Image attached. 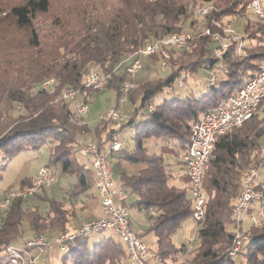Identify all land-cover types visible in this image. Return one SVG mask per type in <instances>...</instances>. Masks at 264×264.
<instances>
[{
	"label": "trees",
	"instance_id": "16d2710c",
	"mask_svg": "<svg viewBox=\"0 0 264 264\" xmlns=\"http://www.w3.org/2000/svg\"><path fill=\"white\" fill-rule=\"evenodd\" d=\"M248 1L64 0L57 5L53 24L44 36L34 29L33 22L50 10L51 0H24L8 7L4 19L16 31H26V35L9 53H0V179L2 169L17 153L50 143V163L44 166L52 167L56 173L58 164L63 173L76 176V183L67 193V205L73 209L77 199L90 196L88 191L95 184L92 168L77 161L79 141L91 140L105 152L112 133L120 135L127 127H134V148L126 151L120 142L121 149L109 156L144 165L130 176H121L120 201L126 205L128 195L136 197L133 206L148 213V228L156 237L157 258L169 259L178 251L172 236L182 222L193 217L192 200L188 197L189 179L179 158L190 145L192 127L204 111L238 90L264 62V53H256L246 43L242 55L235 54L233 43L216 56L215 44L201 30L210 27L212 21L236 28L231 17L236 18ZM205 4L213 6L208 16L192 15L193 6ZM190 17L193 20L189 21L188 30H183ZM195 19H200L201 24L197 26L199 22ZM182 31H191L194 36L190 49L168 51L174 50L187 63L171 68L163 78L133 80V87L125 96L132 106L125 110L130 115L127 120L116 123L96 119L95 126L90 128L84 116L76 115L71 101L60 99L64 89H80L83 101L88 104L94 92L103 90L84 88L87 73L93 69L110 75L103 88L115 92L112 107L121 111V87L129 79L125 71L114 73V67L146 44ZM153 56L157 58L155 62L160 61L161 69L169 67L170 58L161 53L149 57ZM162 60L166 61L163 68ZM199 69L216 75L213 84L207 75L205 91L196 94L188 90L183 95L178 93L155 100L162 93L173 95L172 87H176L175 81L180 75L183 76L181 89H184L188 76L195 75ZM48 79H53L54 84L42 88L41 84ZM137 88L139 93L131 99ZM150 139L163 141L159 153H148L146 144ZM164 154L177 159L183 171L181 179L176 180L170 173ZM253 163L264 170V100L260 112L251 119L215 138L208 168L202 177L205 202L203 218L195 220L197 243L192 257L184 264H237L238 256L245 258L244 264H264V224L250 225L244 232L242 249L235 257L229 255L235 234L233 203L243 176ZM32 179L21 181L18 187L29 184ZM256 188L263 189L264 199V181ZM31 197L48 202V212L41 213L38 206L27 202ZM64 205L63 201L49 198L46 190L13 200L7 209L0 211V246L28 239L23 236L24 223L30 236L46 234L50 238L64 232L69 224L68 208ZM85 207L86 203H82L81 208ZM150 210L155 215L149 214ZM90 236L78 237L67 244L61 257L63 264H114L121 251L129 264V256L120 241L106 235L89 246ZM137 236L141 238L140 234ZM0 264H8L1 250Z\"/></svg>",
	"mask_w": 264,
	"mask_h": 264
},
{
	"label": "built area",
	"instance_id": "2783aa9c",
	"mask_svg": "<svg viewBox=\"0 0 264 264\" xmlns=\"http://www.w3.org/2000/svg\"><path fill=\"white\" fill-rule=\"evenodd\" d=\"M247 9L260 20L264 21V0H249ZM213 9L211 4L195 5L192 8V15L195 17H206ZM201 34L211 38L215 47L213 52L220 56L223 51L233 43L236 44L235 54H243L244 38L232 25L223 24L219 21H212L211 26L201 30ZM191 31H182L168 35L146 44L143 48L121 60L113 69V72L125 71L128 81L124 82L121 91V101L133 87V80L142 68L140 63L141 55L150 56L161 53L167 57L169 49L189 50L190 42L193 39ZM165 60L161 61V67L166 65ZM208 80L213 84L216 75L213 71L208 72ZM109 74L90 69L84 82V88L100 90L108 82ZM183 76H178L175 86L181 89ZM54 84L53 79H48L41 84L42 88H49ZM174 89V87H172ZM172 88L170 90H172ZM60 99L71 101L77 116H84L88 112V105L83 101L80 89H64ZM264 100V62L260 65L259 71L247 79L244 84L234 93L222 98L218 104L204 111L198 121L192 127L191 142L188 148L180 154V161L184 167L190 184L192 197L193 217L196 221L203 218V206L205 192L202 184V177L208 168V161L211 151L214 148V141L217 135L224 134L229 129L241 126L260 112L261 102ZM151 105L148 109H151ZM127 111L116 110L111 107L98 116V120L120 123L129 118ZM110 145L105 152L99 150L95 142L81 139L78 143V153L87 159L95 176V186L98 192L102 215L98 218L84 221L79 227L66 229L64 232L56 233L48 238L46 235H34L18 245H1L7 258L8 264H49L46 261L51 246L58 248L60 252L67 250V244L81 236H90L103 231H109L119 235L120 242L124 245L129 256L130 264H146L149 250L145 243L131 229L129 222V208L120 201L122 192L116 188L111 179V171L108 164V157L113 152L121 149L119 133L114 132L110 136ZM264 170H260L253 163L251 164L241 181L239 192L234 200L231 211L234 223L235 234L229 250V255L235 257L242 249L245 239V231L242 223L249 213L251 226L260 227L264 224V199L263 189H257L264 181ZM56 182V173L48 167L41 166L31 182L23 187L9 189L0 197V211L10 206L11 202L18 198H26L36 193L47 190ZM254 202L258 205L255 206ZM255 213L250 214V211ZM144 211V210H143ZM149 214L155 215L150 210Z\"/></svg>",
	"mask_w": 264,
	"mask_h": 264
},
{
	"label": "rangeland",
	"instance_id": "374dc122",
	"mask_svg": "<svg viewBox=\"0 0 264 264\" xmlns=\"http://www.w3.org/2000/svg\"><path fill=\"white\" fill-rule=\"evenodd\" d=\"M23 1L24 0H0V53H9L15 46V44L18 41L20 42L23 39L24 35H26V31H16L11 26L10 21L7 22L4 19L6 14L5 10L8 7L10 8L16 4L22 3ZM62 1L64 0H51L50 10L45 14L39 15L38 18L33 22L34 29L38 30L42 36L48 33L50 25L53 24L52 21H54V16L57 14L56 7ZM235 17L236 18L231 17V22L236 26V29L239 31V33L243 35L244 43H246L245 45H247L248 47H254L256 49V53L257 51L264 53V21L257 19L256 17L251 15L247 7H245L239 14H237V16L235 15ZM190 20H193V17H190L189 20L185 22V24L183 25V30H188ZM195 21H197L198 23L200 19H195ZM246 22L248 23L247 25L245 24ZM200 24L201 23L199 22L197 26ZM166 55L168 58H170V60H168L169 67H162L163 69L160 68V61L155 62L157 59L156 56L149 57L141 55L140 63L142 65V68L136 74V79L134 78V80L139 81L145 78H163L169 73L168 71L171 68L176 69L180 65H185L187 63L186 60H184L185 58H178L177 52H175L174 50L168 51ZM207 75L208 71L206 69H199L195 73V75L190 74L188 76L186 87L184 89H178L177 87H174L175 93L173 95H166L165 93H162L158 95L155 100L158 101L166 97H172L174 95H177L178 93L180 95H183L187 93L188 90H192L196 94L202 93L206 88ZM104 88H102L103 90H101L100 92H94V95L91 97L89 103L87 104L88 112L84 115V120L90 128L95 126V121L100 114L106 112L108 108L114 106L115 104V92L110 89ZM139 90V88L135 89L134 92H132L130 98L133 99L134 97H136L139 93ZM125 98L124 101H120L119 105L122 112L132 108L131 104L128 103ZM133 129L134 127H127L119 135L120 142L122 143L123 148L126 151H130L134 148L135 145V141L132 137ZM162 144L163 141L161 139H150L146 144L148 153H159ZM50 151L51 144L46 143L36 149H28L17 153L1 171L0 197L7 191H9V189L18 188L21 181H28L29 179L34 178L39 167L50 163ZM76 158L79 163H86L87 166L91 168V165L88 163L87 159L81 156L79 153H76ZM163 160L165 164H169L167 168L170 173L175 176V179H181L182 169L180 165H177V159L172 155L164 154ZM108 164L111 171V179L116 188L120 187L121 176H130L144 167L142 163H132L123 158H117L116 156L109 157ZM75 183L76 176L74 174L63 173L60 166L57 164L56 182L46 190L47 196L49 198L54 197L56 200L63 201L65 204L64 207L68 208V228L71 229L73 227H79L86 220L92 218L94 219L96 216L102 215L100 201L97 197L98 192L95 184H93L88 191L90 196H85L77 199V202H75L74 204V208H69V206L67 205V193ZM188 197L191 198L192 194L189 193ZM135 200L136 197L134 195H128L126 197V205L129 208V222L131 229L136 234L141 235V240L145 243L149 250L146 264H184L185 261H188V259L192 257V251L196 247L197 243V224L194 217H192L193 219L189 218L182 222L172 236V242L178 249V251L176 253L174 252V254L169 259H163L162 261H160V259L157 258L156 237L151 231H149V228L146 225V222L149 223L148 214L141 213L140 209L133 206ZM27 202H29L33 206H38L41 213L48 212V202L46 201H41L37 197H31ZM82 203H86V207L84 209L81 208ZM254 205L257 206L258 203L254 202ZM95 211H98L97 215L94 214ZM253 213H255L253 210L250 211V214ZM248 217L249 214H247L242 223L243 230H247L251 225ZM45 232L47 234L50 233V231ZM106 235H111V237H113L116 241H120L119 235L109 231H103L97 234H92L90 236V238L88 239L89 246L94 244L96 240ZM23 236L27 237L28 239L32 237L30 236V233L28 232V226L25 223ZM13 244L18 245L20 244V242L19 240H16ZM118 254L119 255L115 257L113 263L127 264V259L125 258L123 252L121 251ZM61 257L62 252H60L57 247L52 248L50 250V254L48 252V258H46V261L49 264H63ZM244 262V257H237V264H244ZM128 263L130 264V261Z\"/></svg>",
	"mask_w": 264,
	"mask_h": 264
},
{
	"label": "crops",
	"instance_id": "0c3cea01",
	"mask_svg": "<svg viewBox=\"0 0 264 264\" xmlns=\"http://www.w3.org/2000/svg\"><path fill=\"white\" fill-rule=\"evenodd\" d=\"M182 172H183V171H182ZM140 212H141V213H147L146 211H143L142 209H140ZM94 214L97 215V214H98V211H95ZM147 214H148V213H147ZM98 217H100V216H96L95 218H98ZM95 218H94V219H95ZM92 219H93V218H92ZM89 220H91V219H89ZM86 221H87V220H86ZM146 225L149 226V223L146 222ZM52 248H56V247H55V246H52V247L50 248V250H51ZM50 250H49V254H50Z\"/></svg>",
	"mask_w": 264,
	"mask_h": 264
}]
</instances>
